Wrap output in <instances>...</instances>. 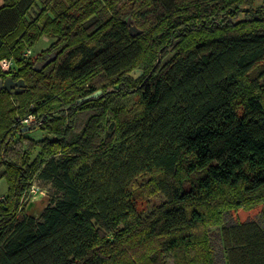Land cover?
I'll return each mask as SVG.
<instances>
[{
	"label": "trees",
	"instance_id": "1",
	"mask_svg": "<svg viewBox=\"0 0 264 264\" xmlns=\"http://www.w3.org/2000/svg\"><path fill=\"white\" fill-rule=\"evenodd\" d=\"M3 59L0 264H264V0H0Z\"/></svg>",
	"mask_w": 264,
	"mask_h": 264
},
{
	"label": "rangeland",
	"instance_id": "2",
	"mask_svg": "<svg viewBox=\"0 0 264 264\" xmlns=\"http://www.w3.org/2000/svg\"><path fill=\"white\" fill-rule=\"evenodd\" d=\"M52 41L50 40V38L43 36L40 40H38L35 45L33 46V48H31V53L28 54V57H32V59H35L37 57H41L44 55L43 51L44 49L49 45V42ZM173 48H169L165 51V59L169 56L171 57L172 53H173ZM168 57V58H169ZM57 112V109H56ZM39 120V119H38ZM41 122H38V124L36 123L35 125H40ZM29 131V129H28ZM45 131H42L40 129H36L32 132H28L27 135H29L31 138L39 140L42 137L46 136ZM24 145V146H23ZM22 145V147L25 149V143ZM38 154H40V148L39 147H35L31 150L30 154H29V161H32V159H34L36 157V160L39 159ZM32 187H34V189L36 190V196L31 200V201H42V200H47V197H50V193L52 191L51 187L49 184L47 183H42L39 180H34L33 181V185ZM7 190V185L5 183L4 180H0V196L4 195L6 193ZM29 198V197H28ZM163 201V198L161 197V195H156L154 197H149L146 201H140L139 205L141 208H143L146 204L148 205V210L154 208L155 206H157L158 204H160ZM261 206H257L251 210H244V209H238L236 211H232V216L233 219H237L238 221H242L245 222L248 219H252L255 215H257V213L261 210ZM218 229H214L211 232V235L217 233ZM212 242H215V239L213 240V238L211 237ZM213 242V243H214ZM215 244V243H214ZM162 261L163 264H173V259L170 253H164L163 257H162Z\"/></svg>",
	"mask_w": 264,
	"mask_h": 264
},
{
	"label": "water",
	"instance_id": "3",
	"mask_svg": "<svg viewBox=\"0 0 264 264\" xmlns=\"http://www.w3.org/2000/svg\"><path fill=\"white\" fill-rule=\"evenodd\" d=\"M131 21V20H130ZM132 22V21H131ZM129 27V33L131 36H137L141 33V30H139L135 25L130 24ZM55 54H50L49 58L45 60L44 62L37 63L34 67L35 71H39L42 68L46 67L51 61L54 60ZM143 74V70H134L130 73V77L133 79H137L141 77ZM25 87V84L23 80H17L14 81L11 77H6L5 79L0 80V91L1 90H7L8 92H11L12 94H17L18 92L22 91ZM98 94V92L96 93ZM95 94V95H96ZM45 207V201H31L27 206V211L32 214H38L43 211Z\"/></svg>",
	"mask_w": 264,
	"mask_h": 264
},
{
	"label": "built area",
	"instance_id": "4",
	"mask_svg": "<svg viewBox=\"0 0 264 264\" xmlns=\"http://www.w3.org/2000/svg\"><path fill=\"white\" fill-rule=\"evenodd\" d=\"M30 53H31V51L27 50L25 55L28 56V54H30ZM11 66H12V62L8 59H3L0 61V68L4 72H8L11 69ZM21 123L25 124V125H31V124H35L36 121H35V118L33 116H28L27 118L22 120ZM35 196H36V190L34 189V187H31V189L29 191V199L32 200Z\"/></svg>",
	"mask_w": 264,
	"mask_h": 264
}]
</instances>
